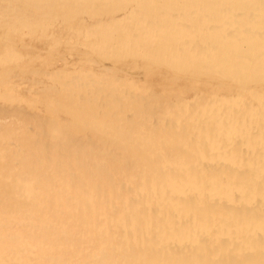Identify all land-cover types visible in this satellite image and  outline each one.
I'll list each match as a JSON object with an SVG mask.
<instances>
[{
    "label": "bare ground",
    "instance_id": "bare-ground-1",
    "mask_svg": "<svg viewBox=\"0 0 264 264\" xmlns=\"http://www.w3.org/2000/svg\"><path fill=\"white\" fill-rule=\"evenodd\" d=\"M0 264H264V0H0Z\"/></svg>",
    "mask_w": 264,
    "mask_h": 264
}]
</instances>
